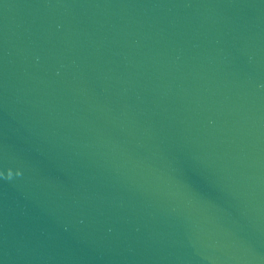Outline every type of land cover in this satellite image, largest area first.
<instances>
[{
	"label": "water",
	"instance_id": "1",
	"mask_svg": "<svg viewBox=\"0 0 264 264\" xmlns=\"http://www.w3.org/2000/svg\"><path fill=\"white\" fill-rule=\"evenodd\" d=\"M0 264H264V0H0Z\"/></svg>",
	"mask_w": 264,
	"mask_h": 264
}]
</instances>
